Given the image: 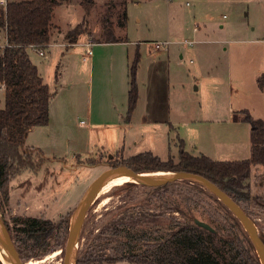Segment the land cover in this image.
<instances>
[{"label": "rangeland", "instance_id": "374dc122", "mask_svg": "<svg viewBox=\"0 0 264 264\" xmlns=\"http://www.w3.org/2000/svg\"><path fill=\"white\" fill-rule=\"evenodd\" d=\"M59 1L62 4L53 14L51 44L43 49L44 56L39 54V50L31 51L30 56L50 86L56 116L63 110V105L68 104L66 102L72 101L76 88L74 83L82 87L80 102L83 111L73 114L70 124L63 120L54 121L46 134L33 135L31 141H27L26 148L33 147L32 143L41 147L38 150L42 149L45 161L36 173L26 171L12 182L10 201L0 209L11 232L15 231L17 217H44L54 222L63 218L72 224L91 184L109 168L122 166L119 165L122 156L118 153L108 155L95 146L96 134H89L93 127L89 128L85 114V108L89 106L94 116L101 119L103 112L105 115L113 104L110 94L113 69L104 65L102 71L95 67L91 73L93 63L90 59H83L86 49L80 44L90 35L104 39L108 35L106 21L116 38L142 44L143 59L136 75L139 92L146 84V54L156 53L155 44L158 42L171 43L167 46L168 51L157 52L169 55L172 119L179 138H187L186 152L194 156L200 153L194 148L196 140L190 137L193 127L188 121L195 120L197 130L203 132L207 139L199 143H203L204 148L213 147L219 153L210 154L212 159L241 161L250 158L252 127L249 123L237 125V134H228L237 135L236 145L224 144L222 138L225 134L220 131L230 126V109L236 115L248 111L252 117L264 121V93L258 88L254 76L258 69L264 67V0H92L88 12L84 4L86 0ZM125 12L128 19L122 27L120 19ZM84 20V33L79 37V44L68 48V32ZM6 43V34L0 29V47ZM70 52L72 55H68ZM77 64H81L79 74ZM4 106L5 96L0 95V107ZM179 138L174 132L168 135L165 131L164 136L155 141L152 152L164 161L169 156L178 161ZM150 147L133 148L127 153L134 155L139 149L149 150ZM40 157L34 154L36 162ZM260 170L264 171V168L255 166L252 178ZM259 179L260 176L254 179L255 184ZM125 184L123 182L96 195L88 210L76 254L83 252L85 259L114 256V244L106 243V238L103 237L100 244L93 242L109 225L124 222L129 226H146L160 224L170 218L181 219L179 214L163 212L153 204L152 200L158 194L183 206V200L191 197L200 205L201 219L212 221V216L228 225L224 218L225 209L217 202L216 196L200 183L181 181L159 191H150L151 188L143 185L123 189ZM252 194L264 197V191L260 189H252ZM241 206L250 213V218L264 237V209L254 203ZM54 243L52 241V245ZM57 251H60L59 255L53 257ZM57 251L42 259L23 261L63 264L62 250ZM85 261L83 264H97Z\"/></svg>", "mask_w": 264, "mask_h": 264}, {"label": "trees", "instance_id": "16d2710c", "mask_svg": "<svg viewBox=\"0 0 264 264\" xmlns=\"http://www.w3.org/2000/svg\"><path fill=\"white\" fill-rule=\"evenodd\" d=\"M61 4L59 0H7L6 6L0 5V29L5 31L7 40L6 46L0 50V82L5 89V106L0 107V209L10 201L12 182L26 171L36 173L45 161L40 150L25 147L33 128L49 124L53 98L50 86L31 60L30 52L32 49L43 50L51 44L53 14ZM84 4L88 12L93 1L86 0ZM127 19L125 12L121 16L120 26L123 27ZM84 23L85 20L68 32V48L75 45L84 33ZM110 27V23L106 21L108 35H105V40L111 43L123 42L125 38H116ZM140 63L141 55L137 53L129 70L128 111L124 119L126 123H130L139 100L136 75ZM257 86L260 90L264 89V73L257 78ZM244 114V121L252 127L249 159L215 161L203 154L194 156L185 151L181 141L178 161L172 156L164 161L151 152L125 159L122 152H118L122 156L119 165L144 174H196L208 179L239 206L254 203L258 208L264 209V197L253 196L250 183L253 168H264V121L252 117L248 111ZM34 154L41 156L38 162L35 161ZM139 185L141 184L127 183L123 189ZM169 185L151 188L150 191H159ZM216 200L226 211L224 218L228 225L210 215L212 221L201 219L200 205L191 197L183 200V206L158 194L157 198L152 200L153 204L163 212L179 214L181 219L170 218L160 224L146 226H129L124 222L109 225L93 242L100 244L102 238H106V243L114 244L115 255L85 259L83 252H78L76 262L83 264L86 260L85 262L97 264H262L248 232L217 197ZM241 208L251 216L244 207ZM196 220L208 223L214 232L198 226ZM70 225V221L63 218L54 222L44 217H17L15 231L11 232L9 227L8 229L22 260L42 259L60 249L64 255ZM259 234L264 241L263 235L260 232ZM52 241L56 244L52 245Z\"/></svg>", "mask_w": 264, "mask_h": 264}, {"label": "crops", "instance_id": "0c3cea01", "mask_svg": "<svg viewBox=\"0 0 264 264\" xmlns=\"http://www.w3.org/2000/svg\"><path fill=\"white\" fill-rule=\"evenodd\" d=\"M89 43H92L91 56H87V50H88L87 45ZM77 44H79V41H77V43L73 46H77ZM80 44L86 49L85 54L83 55V59L85 61L87 59H90L91 63H93V66H91L90 69L91 73L94 72L95 67H97V71H102L101 69L103 68L104 65H110L111 70L113 69L111 75V89H110V94L113 100V104L110 108L111 110L108 112L105 111V115L103 112L101 119H98V117L94 116L91 107L87 106L85 108V114L89 124L88 126L89 128L93 127V129H91V132H89V134L92 135L96 134L95 146L102 148L103 151L108 155L122 152L124 158L128 159L130 157L145 152L153 153L152 151L155 150V145H154L155 141L158 138H162L164 136L165 131H167L168 135H170L171 132H174L176 134V138H179V136L176 133L177 130L175 123L172 119V109L170 103L169 55H162L159 54V52H157V51H168V48L156 49L154 50V52L156 53L146 54V59L144 64L145 72H146L145 88L143 91L140 90L139 92L138 104L133 113L130 123H126L124 119L128 111V92L130 89L129 86L130 65L132 64L137 53H139L141 55V59H143L142 44L137 42H132L127 38L124 39L123 42L111 43L105 40V38L97 39L93 37V35H90V37L84 43H80ZM4 47L5 46H2L0 47V49ZM34 50L35 49H32V51ZM68 55H72V53L70 52L68 53ZM76 69H77V73L79 74V71L81 69V64H77ZM263 73H264V67H261L255 72L254 75L255 80L257 81V78ZM73 86L76 87L74 93L76 99L73 96L72 101L66 102L68 104L65 106L63 105V110L60 111L59 115L56 116V113L54 112V98H52L50 104L49 124L47 126L33 128L28 135L26 143L29 139H30L29 141H31V137L33 135H39L40 133L46 134V131H48V129H50L54 125L53 124L54 121L63 120L64 122L70 124L71 118H73V114H77L79 110H81L83 107L80 102L82 87L78 83H74ZM0 90L2 91V94L0 93V95L4 97L5 89L4 86L1 84V82H0ZM262 93H264V89L262 90ZM114 101H116V103ZM244 112H241L238 115H236L235 112L232 109H230V116H231L230 126L226 127L225 129L221 128V131L219 129L221 133L225 134V136L222 138L224 144H228V145L237 144L238 142L236 140L237 135L235 137V136H228V134L230 133L237 134L238 128L236 126L245 123ZM188 122L192 124L191 127H193L190 129V137L196 140L197 142L194 144V148L196 149V151L200 152L198 155L203 154L211 158L210 154L212 153L219 154L215 148L213 147L204 148L203 143H199L200 140L201 142L202 141L205 142V140L207 139L203 132H199V130H197L196 128L197 121L192 120ZM39 129H46V130H39ZM212 136L213 135L210 134L211 140L214 139ZM181 141L185 146L187 142V138L180 139L179 144ZM250 143H251V128H250ZM148 145L151 146L150 147L151 149L149 150L139 149L140 151H136L134 155H129L127 153L128 150H132L133 148L134 149L142 148V147L144 148V146H148ZM32 146L33 147H28V148H34V149L41 148L37 144L33 145V143ZM40 151H42V149ZM250 152H251V147H250ZM242 154H244L243 151ZM215 161H219V160H215ZM234 161H238V160H234ZM259 176H260L259 179L260 181L258 180V183L255 184L254 179L259 178ZM250 183L253 190L260 189L264 191V171H261L260 173H256L255 176H253V178L251 177Z\"/></svg>", "mask_w": 264, "mask_h": 264}, {"label": "water", "instance_id": "95a60500", "mask_svg": "<svg viewBox=\"0 0 264 264\" xmlns=\"http://www.w3.org/2000/svg\"><path fill=\"white\" fill-rule=\"evenodd\" d=\"M125 173L128 174L131 178L134 179V182L141 184L143 186L149 188H159L164 187L169 184L181 182V181H190V182H197L205 187H207L228 209L229 211L240 221L241 225L244 229L248 232L250 238L254 242L256 249L259 253L261 258L262 264H264V241L262 240L258 228L256 227L253 220L244 212V210L239 206L229 195H227L224 191L210 182L208 179L192 174V173H174L170 175L166 179H156L151 175H147L144 173H137L131 168L127 166H118L109 168L105 171L101 176H99L89 187L88 191L86 192L83 204L81 209L78 212L75 220L72 222L66 242V246L64 249V260L63 264H70V259L72 255V251L74 248L78 246V240L83 229L88 210L90 209L96 195L100 192V189L103 183L112 175L116 173ZM196 224L210 232H214V229L206 222L196 220ZM0 233L3 237L5 245L8 249V252L11 257L12 264H27L25 263L15 245L14 240L10 234V231L6 225V222L0 213ZM63 251H61L62 253Z\"/></svg>", "mask_w": 264, "mask_h": 264}, {"label": "bare ground", "instance_id": "6f19581e", "mask_svg": "<svg viewBox=\"0 0 264 264\" xmlns=\"http://www.w3.org/2000/svg\"><path fill=\"white\" fill-rule=\"evenodd\" d=\"M172 174L173 173H171V172H157L152 177H154L156 179H166ZM123 182H126V183L134 182V179L131 178L128 174H125V173H122V172L116 173V174L112 175L111 177H109L103 183V185H102V187L100 189V194L103 193V192L110 191L112 187L120 186V184H122ZM76 252H77V248L75 247L74 250L72 251L70 264H76V255H77ZM59 253H60V251H57L52 256L53 257L54 256H58ZM0 259L5 264H12L10 254L8 252V249H7L6 245H5V242L3 240V237L1 235V233H0ZM36 263H38V262H31L30 261L27 264H36Z\"/></svg>", "mask_w": 264, "mask_h": 264}, {"label": "built area", "instance_id": "2783aa9c", "mask_svg": "<svg viewBox=\"0 0 264 264\" xmlns=\"http://www.w3.org/2000/svg\"><path fill=\"white\" fill-rule=\"evenodd\" d=\"M0 5L1 6H6L7 5V0H0ZM170 44L171 43L169 41L158 42V43L155 44V49H167L168 48L167 46L170 45ZM87 46H88L87 56H91L92 55V48H91L92 47V43H89ZM39 54L41 56H44L43 50H39ZM82 124H83V122H82Z\"/></svg>", "mask_w": 264, "mask_h": 264}]
</instances>
